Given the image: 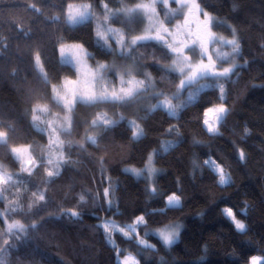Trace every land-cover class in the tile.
<instances>
[{"label":"trees","instance_id":"16d2710c","mask_svg":"<svg viewBox=\"0 0 264 264\" xmlns=\"http://www.w3.org/2000/svg\"><path fill=\"white\" fill-rule=\"evenodd\" d=\"M81 2H94L95 12L102 18L101 0H0V130L12 128L8 145L0 146V164L19 181L0 185V213L8 210L5 217H0V259L4 264H117L116 248L123 250L121 257L129 252L135 255L140 249L136 256L139 264H249L253 256L264 257V0L202 2V7L218 22L213 31L230 38L235 29L241 44L235 57L239 67L225 83V106L229 111L220 126V135L209 134L203 124L204 111L221 103L219 89L202 93L178 119L161 111L142 119L147 108L143 104L129 108L79 106L75 112L77 126L71 136L61 139L78 145L86 129L95 131L89 129V123L97 111L134 117L144 128L145 136L133 141L126 123L102 132L98 145L86 144L84 150L74 146L69 157L72 163L61 170L51 185H46V160L29 175L21 171L10 147L31 145L33 155L39 157L41 147L47 145V133H38L31 126L35 104L49 106V114L42 119L65 114L62 105L51 100V85L60 83L65 76L74 78L76 72L59 64V37L67 43H82L93 52L96 59L89 61L92 65L112 59L95 45L93 20L73 30L63 24L68 4ZM136 2L128 0V6ZM109 7L118 8L120 4L111 0ZM163 11L160 8L162 18ZM53 16H60V22L51 23L48 18ZM112 25L120 27L118 21ZM38 50L42 60L47 57V85L35 68ZM140 51L147 57L141 61L144 69L152 73L157 86L175 91L179 79L174 77V83L161 81L163 73L151 58L153 48ZM170 127L178 129V134L168 133ZM165 140L178 143L169 152L154 157L159 169L154 187L162 195L152 197L147 180L134 177L123 167L143 168L150 152L159 149ZM241 150L245 153L243 161ZM210 158L224 168L230 176L229 183H218L217 174L205 165ZM110 183L115 189L111 209L103 195ZM38 190L46 191V202L35 201L32 194ZM173 193L181 197V205L166 208L165 199ZM82 194L83 203L79 199ZM223 207L231 208L236 218L245 222V232L236 230ZM68 209L80 212L79 218L63 215ZM141 215L146 226L137 231L140 238L155 246L153 249H143L135 239L129 241L118 232L112 234L110 241L103 228L98 227L104 220L130 224ZM5 218L10 222L19 220L26 226L35 222L37 227L29 228L26 236L17 239L7 233ZM175 222L181 223L182 228L178 240L169 247L158 236H144L149 229ZM6 239L8 245L4 244Z\"/></svg>","mask_w":264,"mask_h":264},{"label":"snow or ice","instance_id":"6c2138e0","mask_svg":"<svg viewBox=\"0 0 264 264\" xmlns=\"http://www.w3.org/2000/svg\"><path fill=\"white\" fill-rule=\"evenodd\" d=\"M110 2L111 0H101L103 20H100L96 14L94 2L69 3L63 24L68 30H73L77 26L85 25L96 19L95 45L105 55H111L112 60L110 62L96 61L92 65L89 61L96 59L93 52H90L82 43L69 44L65 42L64 37H59V64L76 72L75 80L65 76L59 85H51V100L57 106L62 105L65 114L63 117L53 115L51 119L45 120L42 116L49 114V106L41 103L35 104L31 110V126L38 133H47V145L41 147L39 157L33 155L31 145L10 147L14 159L20 162L21 171L29 175H33L34 171L46 160L47 179L44 181L46 185H51L55 178L61 175V170L72 163L69 157L70 150L74 146L84 150L86 144L98 145L102 132L126 123L132 131L133 141L141 140L145 136L144 128L136 119H127L123 114H120L118 118H113L107 111H97L89 123V129L95 131L90 133L86 129L83 140L78 145L74 141L61 139L62 136H71L74 127L77 126L75 112L79 106L101 108L111 105L118 108H129L148 101L146 115L142 119H147L157 111L166 113L170 118L178 119L185 109L199 100L202 93L209 89H219L221 103L207 108L203 113V124L207 132L211 135H220V126L228 114L229 109L225 106V83L231 80L239 67L235 57L241 50L235 29H232L230 39L217 35L212 29L218 22L202 7L203 0L199 2L198 0H137L131 7L128 6V0H118L120 4L118 8L109 7ZM171 4H176L177 7L173 8ZM158 8L164 10L163 18L160 17ZM35 10L43 14L41 9L36 8ZM48 19L51 23H58L61 18L53 16ZM173 20H176L175 24H172ZM117 21L120 27H113L112 23ZM140 24H145V26L140 29L138 28ZM225 46L229 50H224ZM149 47L153 48L152 60L157 69L163 73L161 81L168 79L170 83H174V77L179 79L175 91L169 92L159 88L151 72L141 71L145 67L141 61L147 57L140 49ZM157 52L160 53L159 56ZM117 58L124 63H117ZM46 60L47 57L42 60L40 50L35 53L34 61L38 77L47 85L50 78L45 70ZM162 60L171 62L161 63ZM228 61L231 62L229 67L218 68L219 63ZM141 75L143 78H138ZM116 78L119 81L118 86L114 82ZM44 124L47 127L42 126ZM10 131H12L11 126H8V131L0 130V146L8 145ZM167 131L168 133L176 131L178 134V129L174 127H170ZM247 134L248 129L246 128L245 135ZM177 143L172 140L162 141L160 148L154 149L148 155L143 168L131 167L124 171L154 184V178L158 173V169L154 166V157L161 152H169L176 147ZM239 156L242 161L245 159V153L242 150ZM205 165L218 175V183L230 182V176L214 160H206ZM14 175L6 166L0 164V185L18 183ZM114 192L115 189L111 183L103 192L109 209L113 206ZM2 193L3 189H0V197ZM32 195L35 201L46 202L47 200L46 191L38 190ZM149 195L156 197L162 193H159L156 187H151ZM79 199L81 203L85 202L83 194ZM180 205L179 195L173 193L167 196L166 208H176ZM31 207L30 204L29 208ZM16 208H19L18 204ZM7 211L6 209L4 213H0V217H5ZM224 212L232 220L238 232L243 233L247 230L246 224L236 218L231 208L224 209ZM62 214L74 218L80 216V212L75 209H68ZM3 223L6 224L7 233L16 236L17 239L26 236L29 228L37 227L35 222L26 226L19 220L9 222L6 218ZM141 226H146L143 215L136 217L130 224L121 225L114 220H104L98 225L103 228L106 239L110 241L112 234L118 232L129 241L135 239L138 245L143 246V249H153L154 245L140 238L137 229ZM180 227L178 224H166L155 230L145 231L144 236H158L163 245L169 247L178 239ZM4 244L8 245L9 241L6 239ZM140 251L138 249L135 255L129 252L121 259L123 250L116 248L117 264H139L136 256L140 255ZM0 264H4L2 259H0ZM250 264H264V258L253 256Z\"/></svg>","mask_w":264,"mask_h":264},{"label":"rangeland","instance_id":"374dc122","mask_svg":"<svg viewBox=\"0 0 264 264\" xmlns=\"http://www.w3.org/2000/svg\"><path fill=\"white\" fill-rule=\"evenodd\" d=\"M134 6V5H133ZM174 6V4H171V7H173ZM129 7H131V6H129ZM158 12L160 13V8H158ZM97 14V13H96ZM98 15V14H97ZM160 17H161V13H160ZM162 18V17H161ZM99 19L100 20H103V16H102V18L101 17H99ZM180 19H181V16H180ZM201 19H203V17L201 18ZM145 23H146V21H145ZM176 23V20H173L172 21V24H175ZM93 24H94V31H95V27H96V19H93ZM113 27H116V26H114V25H112ZM145 26V24H140V25H138V28H140V29H142L143 27ZM213 30V29H212ZM216 33V32H215ZM217 35H220V34H218V33H216ZM220 36H222V35H220ZM225 37V36H224ZM225 38H227V37H225ZM231 38V37H230ZM229 38V39H230ZM69 44H71V43H73V42H68ZM59 48V47H58ZM224 50H229L228 48H227V46H225L224 47ZM58 56H59V51H58ZM198 58V57H197ZM112 60V59H111ZM110 60V61H111ZM235 60H236V58H235ZM109 61V62H110ZM104 62V61H103ZM90 63V62H89ZM117 63H124V61H122V60H120L119 58H117ZM230 61H228V62H221V63H219L218 64V68H220V69H222V68H224V67H229L230 66ZM236 63L239 65V63L237 62V60H236ZM91 64V63H90ZM144 69V68H143ZM141 70L142 72L143 71H147L146 69H144V70ZM138 78H143L142 77V75L140 76V77H138ZM70 79H73V80H75L76 79V76L74 77V78H70ZM62 82V81H61ZM60 82V83H61ZM115 83H116V85L118 86V84H119V81H118V78H116L115 79V81H114ZM60 83H58V85L60 84ZM185 95H186V93H185ZM143 105H145V107H147L148 106V101H145L144 103H143ZM211 107H213V106H211ZM209 108V107H208ZM120 114H117L116 116H112L113 118H118V116H119ZM125 116V115H124ZM60 117H63V116H60ZM125 117H127V119H135L134 117H128V116H125ZM205 127V126H204ZM205 129H206V127H205ZM207 130V129H206ZM150 153H152V152H150ZM211 160H213L212 158H210ZM154 162V161H153ZM217 163V162H216ZM218 164V163H217ZM220 165V164H219ZM154 166H155V164H154ZM131 167H134V166H124L123 167V170L124 169H126V168H131ZM135 168H137V167H135ZM155 168L156 169H158L156 166H155ZM139 169V168H138ZM158 172H159V169H158ZM128 173V172H127ZM134 176V175H133ZM218 176V175H217ZM134 177H136V176H134ZM137 178V177H136ZM147 182H148V188H149V191H150V188L151 187H154V184H152V182L151 181H148L147 180ZM165 201L167 202V197H166V199H165ZM226 208H229V207H223V213L225 214V212H224V209H226ZM225 216L227 217V215L225 214ZM229 218V217H228ZM8 219V218H7ZM230 219V218H229ZM238 219V218H237ZM231 220V219H230ZM238 220H240V219H238ZM8 221L10 222V220L8 219ZM232 221V220H231ZM241 221V220H240ZM243 222V221H242ZM243 223H245V222H243ZM172 224H178V225H180L181 227H180V230H181V228H182V224L181 223H179V222H175V223H172ZM234 224V223H233ZM157 229V228H156ZM155 230V229H154ZM180 230H179V233H180ZM178 240V239H177ZM176 240V241H177ZM175 241V242H176ZM174 244V243H173ZM128 254V253H127ZM127 254H125V255H127ZM258 257H262V258H264L263 256H258ZM123 257H121V259H122ZM137 259V258H136ZM250 264V263H249Z\"/></svg>","mask_w":264,"mask_h":264},{"label":"flooded vegetation","instance_id":"af4514ba","mask_svg":"<svg viewBox=\"0 0 264 264\" xmlns=\"http://www.w3.org/2000/svg\"><path fill=\"white\" fill-rule=\"evenodd\" d=\"M175 7H177L176 4H174L173 8H175ZM201 18H202V16H201ZM182 19H183V16L181 15V20H182Z\"/></svg>","mask_w":264,"mask_h":264},{"label":"bare ground","instance_id":"6f19581e","mask_svg":"<svg viewBox=\"0 0 264 264\" xmlns=\"http://www.w3.org/2000/svg\"><path fill=\"white\" fill-rule=\"evenodd\" d=\"M144 70V69H143Z\"/></svg>","mask_w":264,"mask_h":264}]
</instances>
